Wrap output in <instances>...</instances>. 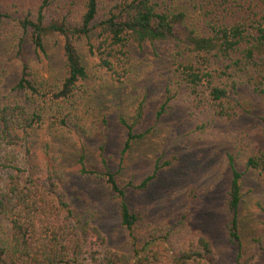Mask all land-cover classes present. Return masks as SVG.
Masks as SVG:
<instances>
[{"label":"trees","instance_id":"obj_1","mask_svg":"<svg viewBox=\"0 0 264 264\" xmlns=\"http://www.w3.org/2000/svg\"><path fill=\"white\" fill-rule=\"evenodd\" d=\"M55 1L59 15L49 18L47 11ZM166 1L42 0L35 12L19 18L18 25L28 33L36 55H45L47 38L62 42L65 76L57 89L41 90L29 65L23 63L13 87L18 100L1 110L0 148L9 153L0 158V264H216L210 240L191 225V213L161 225L143 223L130 210L113 175L105 172L109 188L120 199L121 224L132 242L128 253L108 249L97 227L74 215L50 166L33 165L32 133L37 128L63 130L68 138L71 127L79 128L76 122L71 126L70 114L61 110L43 113L46 104L67 103L87 78L79 43L97 59V67L119 79L116 55L125 56L134 45L175 41L181 57L176 68L179 86L194 95L191 101L208 114V127L239 116L243 107L236 95L240 89L263 93L264 0H191L203 26L200 33H180L178 26L185 15ZM167 92L156 120L166 114L175 97ZM143 117L139 104L131 118H119L125 132L122 155L144 136L135 132ZM261 121L264 126V118ZM199 128L203 130L204 125ZM226 158L230 181L224 211L228 241L239 247L235 264H264V253L245 257L239 236L242 181L253 173L264 186V148L252 149L237 139ZM159 170L156 164L133 188L145 189ZM80 173L93 174L83 166ZM189 197L198 200L193 192Z\"/></svg>","mask_w":264,"mask_h":264},{"label":"rangeland","instance_id":"obj_2","mask_svg":"<svg viewBox=\"0 0 264 264\" xmlns=\"http://www.w3.org/2000/svg\"><path fill=\"white\" fill-rule=\"evenodd\" d=\"M42 0H0V113L18 100L13 90L20 68L27 63L41 90L57 89L65 76L62 42L55 37L44 42L45 55H36L29 35L18 25L28 12H35ZM241 3L240 0H238ZM55 1L47 17H57ZM191 0H167L168 7L182 12L185 19L178 31L200 33L201 20ZM21 43V45H20ZM20 45V47H19ZM87 78L79 83L75 96L65 104H46L45 115L55 110L70 114V137L63 130L37 128L32 133L33 165L48 164L74 215L89 221L105 238L108 249L128 253L131 239L121 224L120 199L109 188L105 176L113 175L126 194L130 210L143 223L161 225L183 213H191V225L211 242L216 264H235L239 247L228 241L224 211L230 174L226 154L241 139L250 148H264V91L252 94L242 88L236 99L243 107L229 123L208 127V114L194 95L179 86L176 42L145 43L128 48L119 57L120 78L97 67L84 44H78ZM115 57V58H116ZM175 94L167 112L155 119L158 106ZM143 106L144 117L136 128L144 134L121 154L125 132L119 118L129 119L136 107ZM204 125V129L198 126ZM83 133H80L81 129ZM9 152L0 148V158ZM160 166L155 179L143 190L134 189ZM83 166L93 174L80 173ZM193 192L197 201L190 199ZM243 200L239 209V236L245 254L264 253V186L250 173L242 181Z\"/></svg>","mask_w":264,"mask_h":264}]
</instances>
